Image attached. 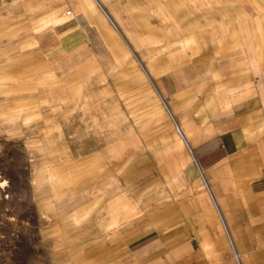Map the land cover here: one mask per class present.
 I'll return each instance as SVG.
<instances>
[{
    "label": "crops",
    "instance_id": "0c3cea01",
    "mask_svg": "<svg viewBox=\"0 0 264 264\" xmlns=\"http://www.w3.org/2000/svg\"><path fill=\"white\" fill-rule=\"evenodd\" d=\"M35 26L11 88L53 264H264V0H65Z\"/></svg>",
    "mask_w": 264,
    "mask_h": 264
},
{
    "label": "rangeland",
    "instance_id": "374dc122",
    "mask_svg": "<svg viewBox=\"0 0 264 264\" xmlns=\"http://www.w3.org/2000/svg\"><path fill=\"white\" fill-rule=\"evenodd\" d=\"M64 1L0 0V264H53L61 232L67 228L60 227V218L46 216V202L40 201L46 194L35 192L42 173L35 161L38 158L42 167L46 156L39 155L35 144L40 122L25 119L36 115L38 107L30 110L29 91L11 88L17 70L29 82L26 62L35 61V50L41 48L36 35L47 32L35 21ZM28 124L36 135L25 131Z\"/></svg>",
    "mask_w": 264,
    "mask_h": 264
},
{
    "label": "built area",
    "instance_id": "2783aa9c",
    "mask_svg": "<svg viewBox=\"0 0 264 264\" xmlns=\"http://www.w3.org/2000/svg\"><path fill=\"white\" fill-rule=\"evenodd\" d=\"M69 14L71 13V11L68 12Z\"/></svg>",
    "mask_w": 264,
    "mask_h": 264
}]
</instances>
